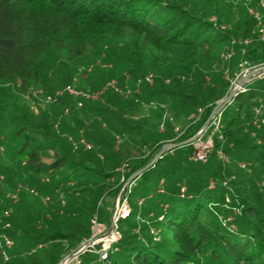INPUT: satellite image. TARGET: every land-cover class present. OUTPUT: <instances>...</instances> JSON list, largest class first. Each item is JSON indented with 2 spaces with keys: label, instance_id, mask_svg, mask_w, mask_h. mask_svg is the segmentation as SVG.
<instances>
[{
  "label": "trees",
  "instance_id": "obj_1",
  "mask_svg": "<svg viewBox=\"0 0 264 264\" xmlns=\"http://www.w3.org/2000/svg\"><path fill=\"white\" fill-rule=\"evenodd\" d=\"M246 1L0 0V232L13 239L5 245L8 260L0 245V264H58L79 249L92 236L95 214L111 224L115 204L108 198L119 194L129 175L164 143L200 128L229 91L239 63H264V39ZM235 38L240 40L226 66L220 49ZM95 46L97 58L109 64L91 81L110 90L104 101L102 92L86 97L64 91L45 109L23 97L34 85L55 95L50 79L63 74L55 55L67 61L65 87ZM104 47L107 56L100 52ZM257 78L264 74L215 115L217 128L212 120L198 139L168 149L127 186L123 197L128 195L131 213L118 219L121 239L108 259L87 249L77 258L80 264H117L122 257L131 264H264V193H256L254 177H264V88ZM111 79L120 90L107 86ZM143 91L160 95L162 138L141 135L139 118L130 121L107 103H140ZM71 106L75 114L63 116ZM199 107L201 113L191 117ZM95 115L111 118L114 138ZM208 137L207 159H191L195 141ZM5 187L14 190L5 193ZM69 190L73 195H66ZM143 191L148 196L138 208L131 196ZM222 216L229 217L225 224ZM164 229L171 230L170 239L163 238Z\"/></svg>",
  "mask_w": 264,
  "mask_h": 264
},
{
  "label": "rangeland",
  "instance_id": "obj_2",
  "mask_svg": "<svg viewBox=\"0 0 264 264\" xmlns=\"http://www.w3.org/2000/svg\"><path fill=\"white\" fill-rule=\"evenodd\" d=\"M257 1L258 0H247L246 3L248 2V4H249L248 6L254 7L256 5ZM248 11H249V9H248ZM250 15L252 17H254V15H252V14H250ZM258 27H260V25L256 24L257 31H258ZM234 40L239 42L240 39L237 40L235 38ZM233 46H234V42H232V41L229 42V43H225L224 47L222 49H220V57L222 58L221 53H222V51H224L226 49L234 50V52H235V48ZM97 47L98 46H95L93 48V51H94L93 53H87L86 54L87 57L84 58V60H83L84 62L83 61H82L83 63L81 62L82 65L78 66L79 69L77 70L76 73H74L75 74L74 80L72 82H70L69 84L72 87L76 88V89H83L84 91L89 92V93L95 92V91H100V93L102 92L100 94V96L102 97L100 100L104 101V98L107 95H109V91L110 90L106 89L107 87L105 86V84H103V86H101V88H99V85L92 86V84H91V81H92V83L97 82V75L96 74L103 73V72H106V71L109 70V64L107 63L106 59L104 58V59H102L100 61L99 58H101V57L97 53H95L96 50L98 49ZM100 47H101V45H100ZM108 48H111V47L109 46ZM108 48L104 47V49L102 48V50L100 52L103 55L107 56V54H106L107 50H110ZM119 49L122 50L121 47ZM218 51H219V49H218ZM55 56L57 57V60L59 59L58 62L60 63V67H61V70L63 71L62 72L63 74H56L55 71H53V73H55V74H53V77H51L50 80H51L52 85L57 86L56 87V89H57L56 93H59V92L63 93L64 92V85L67 84V82L65 83V81L67 80V77L65 76V74L68 73L69 70H68V67L65 65L67 63V61L64 60V55L60 56L58 54V55H55ZM93 57H95L96 60ZM97 57H99V58H97ZM93 60H95V61H93ZM222 60L224 61L225 65L227 66V62H225L226 60H224L223 58H222ZM81 63H79L78 65H80ZM226 66H225V68H227ZM123 71L125 72V71H127V69H124ZM229 71H231V69H229ZM150 74H152V73H150ZM263 74L264 73H262L261 75H263ZM257 77H259V76H257ZM111 80H113V79H111ZM151 81H152V79H151ZM256 81H257V84L261 85L264 88V79L257 78ZM62 82H64V83H62ZM49 84L50 83H48V85ZM232 84L233 83H231V86H232ZM83 85H84V87H89L92 90L90 91L89 89H86V88L82 87ZM46 90H47V87L45 88L42 85H34L33 87H31V89L29 91L25 92L23 97L26 100L30 101L31 104L34 105V106H40V107H43L45 109H50V107H52V105L57 103L56 102L57 101L56 100L57 96H56V94L54 95L52 93L47 92ZM123 91L127 94V92H130V89H123ZM139 94L143 97V99H141L142 101L140 100L141 101L140 103H138L137 101H133V100H130V101L133 102L130 105L126 104V103H120V102H114L113 103L111 101L110 102L107 101V103L110 104V109H121V110H123V115L125 114V117L128 120H130V121L135 122V119L139 118L140 121L142 122L143 126H144L143 129L142 128L139 129L142 132L141 135H143V134L146 135L147 134V136H150V137L153 136V137H157V138L158 137H161V138L164 137L165 133L160 131V128H161L160 123L164 119V118L160 117V114H162L163 111H164V108L159 105V104L162 105V103H160L161 102L160 95L156 94V93H153V94L150 95L147 91H143V92H141ZM49 95H52V97L50 98ZM72 95H74V94L72 93ZM74 96H76V94ZM81 97L82 96H80V98ZM113 101H115V99H113ZM172 110L173 111L169 110L170 113H174V111H176L174 109H172ZM62 112L63 111H61V113ZM178 113H180L179 110H178ZM70 114H72V115L75 114V108L73 106H71L70 110L65 109L63 116L64 115L65 116L66 115H70ZM91 116L92 115H90V118H91ZM95 116L100 119L101 124L103 125V127H105L107 129V132L110 135V137L114 138V136H115L114 129L110 128V126L114 124L113 121L111 120V118L109 116H107V115H104V116L95 115ZM174 125L179 126L178 130L181 128V124L180 123L174 122ZM123 137H124V139H127V136H123ZM134 137L135 138L140 137V134L135 133ZM208 140L210 142V145H212V138H209V137L208 138H204V139L196 140L194 145L198 146L200 143L206 142ZM94 145H95V148H96L97 144L94 143ZM95 150H97V149H95ZM104 152L109 153V149L105 150ZM3 157H4V155H3ZM3 157H2V159H3ZM46 159L50 160L51 158L50 157H46ZM220 159L223 160L222 158H220ZM222 163H224V161H222ZM245 167L241 166V168L244 169V170L246 169ZM257 173H259V171H257ZM254 177H256V180H255L256 182L255 183H256V186H258V188L256 187V193L261 192V191H263V193H264V177H263L262 180L257 179L258 175L257 176L255 175ZM213 181L214 180L211 179L210 185H212L214 183ZM149 184H151V181H149ZM0 185H1V182H0ZM70 188H72V187H70ZM13 190H14L13 187L12 188L5 187V193L13 191ZM140 194L141 195H132L131 196V202L133 204H136V206L138 208H140L139 200H141L142 198L144 199L145 196H148V195H145L146 192H144V191L140 192ZM56 195H58V194H56ZM66 195H73V194L69 190V192H67ZM257 195H262V194H257ZM29 197L30 198L33 197V194H29ZM117 197H118V195L116 197H114V196L113 197H109L108 198L109 203L111 205L113 204V202H114V204H116ZM114 207H115V205H114ZM113 211H114V208H113ZM232 211L237 212L238 209L237 208H233ZM111 218H112V216H111ZM103 223L105 224V227H104V229L102 231H100L98 233H103L104 234L106 231H108V229H109V227L111 225V224L108 225L107 222H103ZM125 229L127 230L128 227L125 226ZM114 230L115 231L119 230L118 229V225L115 226ZM98 233L96 234V236L98 235ZM93 236L94 235H92L89 239H93L94 238ZM162 236H163L164 239L165 238L166 239H170V237L172 236L171 230L164 229V231L162 233ZM89 239H87L85 242H87ZM120 239H121V237H120ZM100 242L102 243V241H100ZM98 243L99 242L96 243V241H95L94 245L90 246L88 249L93 250V251H97L101 247V246L98 247V248L95 247V245L98 244ZM65 260H67V259H65ZM130 260L131 259L122 257V258H120L118 260L117 264H131ZM70 262H71L70 264H80L79 261H77V257L71 258ZM95 264H105V262L102 261V260H97L95 262Z\"/></svg>",
  "mask_w": 264,
  "mask_h": 264
},
{
  "label": "built area",
  "instance_id": "obj_3",
  "mask_svg": "<svg viewBox=\"0 0 264 264\" xmlns=\"http://www.w3.org/2000/svg\"><path fill=\"white\" fill-rule=\"evenodd\" d=\"M249 9V13L254 15V17L257 19V24L260 25V27H258V33H259V38L260 39H264V0H258L256 5L254 7H248ZM248 38L243 39L242 42L244 44L248 43ZM232 42H235L234 39H232ZM234 53V50H230V49H226L224 51H222L221 56L224 60H229L232 55ZM257 65V64H256ZM256 65H251L250 62L246 59L242 60L239 63L240 69L239 71L236 73L235 77L233 79H231V83H234V81L241 76L242 74L248 72L250 69H252L253 67H255ZM147 78L149 80L152 79V74L148 75ZM111 85L113 87H115L117 90H120L121 88L119 87V85L117 84L116 80H111L108 81L107 86ZM244 89V88H243ZM64 91H69L71 93H75L78 95H83L86 97H96L100 94V91H95V92H86L83 89H76L74 87H72L70 84L66 85L64 87ZM62 92L56 93V96L58 94H61ZM50 98L52 97V95H49ZM80 104H82V102H80ZM261 108L262 106H256L254 108L256 113H260L261 112ZM202 111V108L199 107L198 108V112L196 113H192L190 116L191 117H197ZM219 113V112H218ZM218 123H219V115L215 116L213 118V124H214V129L218 127ZM164 123H162L161 128H163ZM210 138V137H209ZM210 140V139H209ZM206 141V142H202L200 143L198 146H195V148L191 151L190 153V158L193 160H200V161H205L208 157L209 151L211 149V145L210 142ZM82 141L86 144V146L88 148H90L92 145L90 142L86 141L85 139H82ZM218 155L220 158H222L223 160H228V156L226 154H224L221 150H218ZM127 163H124L121 166V170L122 172L125 170V166ZM1 177L3 178L4 175H1ZM124 178V175H123ZM185 188V186L181 187V190L183 191ZM20 189V187L18 188V190ZM32 191L34 189H31ZM163 190V189H161ZM36 192V191H35ZM13 197L14 200L18 199V191L12 193L11 195ZM50 196H46L45 200L49 199ZM143 198L140 200L142 201ZM131 213V203L129 200L128 195H125L124 197H122L120 205L117 209V213H116V226L118 225V219L120 218H126L130 215ZM159 219L162 218V215H159L158 217ZM222 223L225 224L228 220L229 217H221ZM7 225H9V222L7 223ZM92 227H93V233L92 235H94L93 239H95L96 243L102 241V246L100 247V249H98L97 251L100 253V258L101 259H108L109 258V251L110 249L113 247L114 243L117 242L120 237H121V233L119 230H113L110 233H108L107 231L103 234V233H98L100 231H102L105 227V224L100 221V219L98 218V215L95 214L92 218ZM152 231L154 233H156L157 231L155 230V228H152ZM98 233V235L96 236V234ZM160 235L156 234V238H159ZM90 240V239H89ZM13 243V239L9 236L8 233L6 232H0V245L3 246L2 248V254L5 260L9 259V253L5 248V245L10 246ZM85 243V242H84ZM83 243V244H84ZM78 258V257H77ZM79 261V260H77ZM80 262V261H79Z\"/></svg>",
  "mask_w": 264,
  "mask_h": 264
},
{
  "label": "water",
  "instance_id": "obj_4",
  "mask_svg": "<svg viewBox=\"0 0 264 264\" xmlns=\"http://www.w3.org/2000/svg\"><path fill=\"white\" fill-rule=\"evenodd\" d=\"M262 73H264V63H259L257 64L255 67H253L252 69H250L248 72L242 74L241 76H239L234 83L232 84V86L230 87L229 91L227 92L226 95H224L222 98H220L217 103L214 105V107L211 109L210 113L208 114L207 118L205 119V121L202 123V125L200 126V128L190 137H187L185 139H181L175 142H166L164 143L161 148L158 150V152H156V154L144 165L138 167L137 169H135L130 175L129 177L126 179V181L124 182L122 188L120 189V192L118 194L117 200H116V204L114 207V211L112 214V218H111V225L108 229V233H110L111 231L114 230L115 226H116V213H117V209L120 205L121 199L124 195L125 189L127 188V186H129V184L137 177L139 176L146 168H148L150 165H152L159 157H161L163 155V153L165 151H167L168 149L175 147V146H180L189 142L194 141L195 139H198L203 132L207 129V127L209 126V124L211 123V121L213 120V118L215 117V115L222 109V107L229 102L234 95L240 91L241 89L244 88V86L253 78L260 76ZM95 243V239H90L87 242H85L79 249H77L76 251H73L71 253H68L65 257H63V259H61V261L58 263L60 264L62 261H64L65 259H71L74 257H78L82 252H84L85 250H87L90 246L94 245Z\"/></svg>",
  "mask_w": 264,
  "mask_h": 264
},
{
  "label": "bare ground",
  "instance_id": "obj_5",
  "mask_svg": "<svg viewBox=\"0 0 264 264\" xmlns=\"http://www.w3.org/2000/svg\"><path fill=\"white\" fill-rule=\"evenodd\" d=\"M71 259H67V260H64L62 261L60 264H70L71 262Z\"/></svg>",
  "mask_w": 264,
  "mask_h": 264
},
{
  "label": "crops",
  "instance_id": "obj_6",
  "mask_svg": "<svg viewBox=\"0 0 264 264\" xmlns=\"http://www.w3.org/2000/svg\"><path fill=\"white\" fill-rule=\"evenodd\" d=\"M234 72L237 73V70H235Z\"/></svg>",
  "mask_w": 264,
  "mask_h": 264
}]
</instances>
